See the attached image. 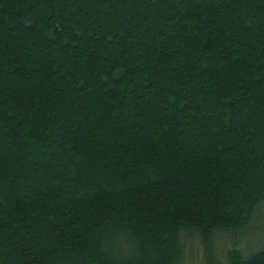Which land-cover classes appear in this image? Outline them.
Listing matches in <instances>:
<instances>
[{
  "label": "trees",
  "instance_id": "16d2710c",
  "mask_svg": "<svg viewBox=\"0 0 264 264\" xmlns=\"http://www.w3.org/2000/svg\"><path fill=\"white\" fill-rule=\"evenodd\" d=\"M262 201L264 0H0V264H184Z\"/></svg>",
  "mask_w": 264,
  "mask_h": 264
},
{
  "label": "rangeland",
  "instance_id": "374dc122",
  "mask_svg": "<svg viewBox=\"0 0 264 264\" xmlns=\"http://www.w3.org/2000/svg\"><path fill=\"white\" fill-rule=\"evenodd\" d=\"M233 244H237L245 254L264 249V201L255 207L249 223L237 234L224 232L216 235L212 242L211 257L205 256L198 241L192 242L187 249V254L192 255L185 257L184 264H217V261L224 263L223 252Z\"/></svg>",
  "mask_w": 264,
  "mask_h": 264
}]
</instances>
